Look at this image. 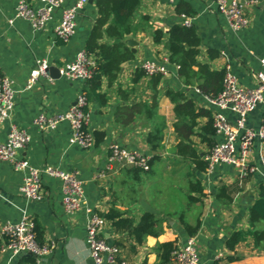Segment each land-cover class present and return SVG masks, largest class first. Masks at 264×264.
<instances>
[{
  "label": "crops",
  "instance_id": "1",
  "mask_svg": "<svg viewBox=\"0 0 264 264\" xmlns=\"http://www.w3.org/2000/svg\"><path fill=\"white\" fill-rule=\"evenodd\" d=\"M18 1L0 0V73L9 79L16 91L12 114L0 124V144L6 140L11 126L25 131L30 139L17 152V158L26 160L36 169L53 167L74 173L81 182L84 199L77 213L67 215L61 203L60 181L42 174V200H27L20 194L25 172L15 171L10 163L0 161V239L3 240V225L17 224L25 217L30 218L42 230V243L53 245L51 253L43 257L41 264H93L85 243L90 216L87 210L102 217L112 209L133 217L137 223L146 213L140 206L142 200L155 210L150 214L159 220L157 230L161 231L157 236H146L141 245H136L125 234L115 233L106 220L101 229L107 243L114 245L119 241L120 257L128 264H158L155 247L160 243L173 242L176 249L181 248L190 237L182 225L184 223L190 227L197 225L192 237L196 242L198 264H264V255L257 253L251 240L239 243L234 251L226 247L232 231L248 228L249 207L258 198L259 188L263 185L260 157L264 154V142L254 141L250 166L255 170L241 183L230 166H217L211 173L200 172L175 153L174 148L180 140L174 130V104L166 91H180L196 106L208 109L212 114L216 111L194 86L182 84L177 68L168 62V54L162 45L154 44L152 40L151 31L159 29L167 32L173 25L182 23L181 16L175 12L180 0H140L134 24L138 23L140 16H145L148 18L145 25L149 29H144V24H141L139 29L144 30L126 37L136 43L134 52L126 45L134 57L121 65L118 77L111 86L106 79L102 80L100 91L106 94L107 103H87L88 132L94 138L96 133L103 134V139L98 144L94 141L88 149L69 144L71 127L67 122L60 123L52 131H40L34 125V119L39 114L52 116L66 111L83 93L86 85L60 75L52 78L47 74L46 77H39L29 89L25 86L38 60L60 68L72 62L78 51L84 50L85 41L97 18L95 1H87L78 11L75 31L65 42L54 33L61 9H54L46 26L37 30L29 22L14 17ZM26 1L35 9L39 7L37 0ZM186 1L194 12L189 17L190 24L200 39L198 60L213 70H224L228 66L240 86L254 88L256 82L253 75L261 69L259 59L264 58V0H253L245 6L248 24L238 31L229 27L214 0ZM75 2L65 0L62 8ZM214 52L218 55L210 57ZM143 62L165 64L167 69L166 75H162L155 87V116L148 120L141 114L131 125L121 127L114 122V108L126 103L149 102L154 94L148 77L134 80ZM263 112V107L258 106L249 113L246 126L258 129ZM223 114L232 123L236 120L232 112L223 111ZM206 121V118H198L195 131H199ZM154 129H160L162 134L161 147L156 151H152L146 143L147 134ZM190 140L203 158L207 146L200 143L196 135L190 136ZM212 140L215 143L222 138L214 135ZM114 144L150 157L156 155L157 158L148 172L129 166L114 165L109 168L107 156ZM158 167L157 174L151 176ZM195 180L200 181L203 196L190 193V183ZM221 187L227 189L228 197H217ZM189 194L198 200L190 204ZM256 229L264 231V222L257 223ZM228 256L235 259L228 261ZM23 257L24 254L11 257L10 252L0 251V264H30ZM169 264L175 263L171 261Z\"/></svg>",
  "mask_w": 264,
  "mask_h": 264
},
{
  "label": "built area",
  "instance_id": "2",
  "mask_svg": "<svg viewBox=\"0 0 264 264\" xmlns=\"http://www.w3.org/2000/svg\"><path fill=\"white\" fill-rule=\"evenodd\" d=\"M65 0H37L38 8L30 6L26 0L18 1L15 7V18L23 19L30 23L34 29H43L51 19L54 9H61L60 19L54 28L56 37L62 41H68L75 31V20L78 11L88 0H76L70 7L62 8ZM95 1V0H92ZM217 10L221 13L229 27L233 31L241 30L248 24L244 14L245 6L253 0H214ZM182 25L190 26V19L181 16ZM261 69L254 73L256 82L254 88H245L238 84L235 76L225 67L223 89L215 99H207L216 111L212 116L214 135L221 136L222 140L215 142L203 156L206 164L205 172L211 173L215 167L226 165L236 171L239 183L243 182L248 174L255 170L250 166V154L255 140L264 142V112L258 129L246 126V117L258 106L264 111V58L259 59ZM49 63L38 60L36 67L30 72L25 88L29 89L39 77L47 76ZM178 68L177 66H175ZM147 77L161 74L166 75L165 64L155 62H143L140 65ZM59 75L69 80L85 83L95 73L96 64L92 56L84 50L76 53L72 62L66 63L60 68ZM16 91L13 89L9 79L2 77L0 80V124L4 123L12 114ZM87 101L81 93L75 102L63 112L52 116L39 114L34 119V125L40 131H52L60 123L67 122L71 127L69 144H76L88 149L94 144V137L88 130L89 114L86 110ZM229 111L236 115L232 123L223 114ZM29 136L25 131L11 126L6 140L0 144V161L8 162L15 171H24L20 194L27 200H42L40 175L56 178L61 183L62 207L67 215L77 213L83 202V189L81 182L74 173L65 172L53 167L36 169L29 165L26 160L18 159L17 152L23 149L29 142ZM149 155L126 149L119 145H112L107 156V165L129 166L142 171L150 170ZM261 181L264 184V154L260 157ZM86 225V239L89 255L93 264H128L119 259V249L115 245L107 243L101 235L104 219L91 211ZM1 235L7 238L0 251L10 252L11 257L29 254L34 257L33 264H41L43 257L49 255L53 249L51 244H39L34 232V222L30 218H23L17 224H5L1 228ZM175 264H198L199 256L196 249L194 237L187 238L185 244L173 251Z\"/></svg>",
  "mask_w": 264,
  "mask_h": 264
},
{
  "label": "trees",
  "instance_id": "3",
  "mask_svg": "<svg viewBox=\"0 0 264 264\" xmlns=\"http://www.w3.org/2000/svg\"><path fill=\"white\" fill-rule=\"evenodd\" d=\"M140 0H95L97 10V18L89 32L84 44V51L92 56L95 60L96 70L91 79L86 81L83 94L87 103L96 101L101 105L107 103V96L102 93L101 83L103 79L107 80L108 86H111L117 79L121 69V65L133 59V54L124 44V40L129 35H135L137 31L149 27L145 25L148 18L140 16L138 23L134 24L137 10L140 7ZM175 12L179 16L191 17L194 12L191 5L186 0H180L175 8ZM144 24V29L139 26ZM154 44L162 45L168 54V62L177 66V74L182 84L185 86H194L203 96L208 99H215L223 89V79L225 70H213L206 63L198 60L200 39L193 26H184L181 23L175 24L167 32L159 29L151 31ZM218 54H210V57H216ZM147 77L142 69L136 73V79ZM161 74L148 77L149 84L154 92L151 101H139L137 103H126L117 105L113 111L114 122L121 126L127 127L131 125L135 118L141 114L145 118L153 119L156 109V90L155 87L159 83ZM2 75L0 73V80ZM118 93H121L118 90ZM123 95V93H121ZM120 95V94H119ZM166 95L174 104V114L176 122L174 130L179 138V143L175 146V153L178 157L192 163L197 171H205L206 164L194 144L190 140V136L199 137L200 143L205 144L209 150L213 143L214 129L212 126V112L208 109L200 108L191 100L185 97L180 91L167 90ZM125 97V95H123ZM126 101V99L122 98ZM206 118V123L195 131L196 120L198 118ZM95 144L103 139L102 133H96ZM162 134L160 129H154L147 134L146 143L152 151H156L161 147ZM207 150V151H208ZM207 151L204 153L206 154ZM157 158L153 155L150 159V166ZM135 170H140L134 168ZM142 171V170H140ZM148 172V171H143ZM226 188L221 187L218 198H226ZM202 195V187L200 181L195 180L190 183V193ZM189 203H194L198 199L188 195ZM104 220L110 222L115 233L125 234L127 238L133 239L136 245H141L146 236H157L161 230H157L159 220L155 215L148 212L144 213L139 221L135 223L133 217L124 216L115 210L110 209L102 216ZM180 221L183 223L182 217ZM34 222V232L36 240L42 243V230L40 226ZM264 222V184L259 188L258 198L249 207L248 210V228L246 230H234L226 241V247L229 251H234L235 247L244 241L251 240L253 248L257 253L264 255V231L257 230L256 224ZM188 236L192 237L197 229V225L190 227L182 224ZM7 242V238L0 239V248L3 243ZM116 247H120L119 241L114 242ZM176 250L173 242L157 244L155 251L158 255V264H169L173 259V251ZM25 254L24 259L34 263V257ZM119 259L120 250H119ZM228 261L235 259L234 256H228ZM124 260V259H122ZM125 261V260H124ZM175 263V262H174Z\"/></svg>",
  "mask_w": 264,
  "mask_h": 264
},
{
  "label": "water",
  "instance_id": "4",
  "mask_svg": "<svg viewBox=\"0 0 264 264\" xmlns=\"http://www.w3.org/2000/svg\"><path fill=\"white\" fill-rule=\"evenodd\" d=\"M89 2H91L92 0H88ZM124 44L127 45L128 47L131 48V51L134 52V47L136 45V43H134V41H132L131 39H126L124 41ZM47 74L50 75V77L52 78H56L59 77V70L56 67L53 66H49L47 69ZM140 206L141 208L148 213H155V210L152 209L149 205H147L144 201H140Z\"/></svg>",
  "mask_w": 264,
  "mask_h": 264
},
{
  "label": "rangeland",
  "instance_id": "5",
  "mask_svg": "<svg viewBox=\"0 0 264 264\" xmlns=\"http://www.w3.org/2000/svg\"><path fill=\"white\" fill-rule=\"evenodd\" d=\"M158 166L160 167L161 165L159 164ZM159 167L156 168V171L154 172V174H151V176H155L157 174V169H159Z\"/></svg>",
  "mask_w": 264,
  "mask_h": 264
}]
</instances>
